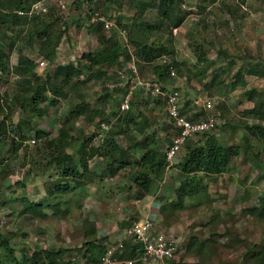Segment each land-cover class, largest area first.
Returning <instances> with one entry per match:
<instances>
[{
  "label": "trees",
  "instance_id": "trees-1",
  "mask_svg": "<svg viewBox=\"0 0 264 264\" xmlns=\"http://www.w3.org/2000/svg\"><path fill=\"white\" fill-rule=\"evenodd\" d=\"M46 1L0 0V144L9 142L12 155H14L13 158L6 161L0 171L7 172L9 168L13 167L12 165L16 166L15 157L22 147L26 152L30 150L32 156L38 158L32 165L54 172L56 175L55 179L48 180L45 188V193L48 195H56V203L52 208L48 203L43 205L46 211H50L53 216L64 217L69 214L70 206L73 203L71 197L67 198L71 192L69 183H76L80 187L84 182L88 185L95 178L116 176L118 172L129 168H134L135 172L127 175L129 185L125 191L128 200H140L146 195L156 192L158 184L163 180L167 166L163 148L166 143H170L171 137L175 134L170 119L165 114V122L170 128V135L165 126L161 134L149 131L152 127V120L150 116L145 115L150 111L148 99L160 104L157 99H152L148 94L138 90L137 96L141 94L146 97L144 101L143 97L138 101L141 104V110L133 109L134 102L132 101L130 109L125 112H121L118 106L108 112L109 114L105 113L104 108L98 109L94 113L98 119L93 129L97 131V134L84 136L81 141L78 137L75 138L73 133L77 125V118L85 111H90L83 101L75 100L67 109L64 122L54 137H50V133L47 131L34 129L32 122L35 118L41 119L46 116L49 109H54L61 98H66L65 87H69L72 83L75 84V80L77 81L81 75L90 72L91 77L99 80L108 69L123 70L132 59L138 74L142 75L141 78L158 83L162 90L179 92V88L174 87L173 82L175 75L181 74L182 64L176 63L172 58L168 59L173 55V47L168 45L172 43V40L169 38L167 43H164L152 36L164 30H170L169 35H171L172 29L179 28L183 21L180 15L184 0H141L136 12L139 21L124 24L119 18H116V24L110 33L103 29L99 20L88 23L87 32L96 35L99 49L95 52L83 53L77 60L75 57H71L68 64H58L51 74L44 72L40 74L43 77H40L35 72V65L38 66L37 61L44 60L46 64L55 61L61 39L68 29L56 12L58 8L49 6ZM85 1L92 3L91 0ZM122 1L124 0H104L103 6L110 8ZM129 1L133 3L132 0ZM202 1L208 4L228 3L223 0ZM37 2L45 3L44 11L30 12L31 6ZM235 3L240 8L247 4V0H238ZM231 6V4H224L223 9L225 8L227 12L231 13L235 11V8ZM153 8L156 9L158 15L154 20H144V14ZM94 11L95 9L90 12L88 19L94 15L91 14ZM18 12L24 14L20 15ZM103 17L109 19L104 15ZM60 22H63L64 28L60 27ZM121 32H124L126 40L120 35ZM23 42L28 49H33L35 43L38 44L36 54L39 59L36 61L37 63L30 57L21 54L19 47ZM129 47L134 50L133 53L129 51ZM191 48L196 60L194 67L199 66L201 69L198 73L199 76L195 77L199 82H202L203 75V78H207V82L202 84L203 89L206 91L213 88L221 90V87L226 85L225 79H222L225 69L215 67V64L208 58V49H205L201 43H197ZM15 49L19 51V55L17 58L11 59L10 52ZM214 54L215 58L226 56L223 50ZM78 61L83 63L80 64ZM147 66L151 67V78H146L144 75ZM207 69L208 73L205 76ZM172 71L174 75H171ZM118 72L114 74L117 78L113 83L120 81ZM246 72L250 76L263 77L264 66L260 72L249 65ZM13 74L15 79L10 85L8 77ZM241 75L242 70H238L233 79L235 78L240 83V80L243 79ZM228 78L227 76L226 79ZM73 80L74 82H72ZM86 81L84 77L80 83L84 84ZM235 85V82L232 83V88ZM3 87L5 88L3 89ZM124 91L123 88L111 89L107 86L98 101L104 104L110 96L116 98L118 95L120 97ZM246 96L247 100L252 103V107L245 112V115H249L252 119L249 124L245 125V129L249 137L262 145L260 152L262 153L264 152V92L247 91ZM180 110L191 121L206 120L210 111L213 110L217 114L211 115H216L217 119L221 121L214 130L197 134L184 144L183 156L173 164L183 177L174 189L176 201L170 203L171 207L162 206L160 209L161 212H168L167 214L171 212L168 211V207L172 211L183 210L185 200L198 199L197 201H199L206 198V187L202 176L225 173L232 158L238 156L240 150L236 145L224 146L215 132L223 126L225 129L231 130L236 127L234 122L227 120L228 109L224 103L216 104L210 110H202L195 109L192 101L185 99ZM16 111L21 117L17 122H13L11 118ZM94 116L90 117L89 115L87 123L90 121L89 119L95 118ZM94 138L96 142L92 143ZM31 140L34 141L33 144L31 143L33 150L27 144ZM138 151H141L142 154L137 158L135 153ZM26 157L24 156L21 167L26 166L25 163L28 161ZM89 163H95L94 169L90 168ZM100 166H102L101 170H99ZM256 168L260 172L264 169V165L257 164ZM64 195L66 197L60 200ZM79 204L78 200L74 205L79 206ZM39 205L42 204H29L23 213L32 218L46 219L48 214ZM245 212L260 223H264V206L246 208ZM125 224L129 225L131 222ZM125 224L120 223L121 226H126ZM229 235V241L224 247L234 248L238 238L233 232ZM13 236L11 233H2L0 230V264H74L70 260L73 251L61 248L52 250L33 247L32 249L25 246L20 256H17L15 250L18 246L17 243H12ZM84 237V253L82 255L87 258V261L95 262L105 252V247L102 244L105 237L99 238L96 230L88 222ZM216 238L215 234L209 235L206 239L192 237L186 246L185 254H193L198 257V262L193 264H208L209 260H212L211 258L219 255L214 251ZM133 249L135 250V246L126 242L124 257L134 258ZM77 252H81V250L76 249L74 253ZM244 256V264H264V244L252 246L247 249ZM168 264L192 263L183 262L177 257Z\"/></svg>",
  "mask_w": 264,
  "mask_h": 264
},
{
  "label": "rangeland",
  "instance_id": "rangeland-1",
  "mask_svg": "<svg viewBox=\"0 0 264 264\" xmlns=\"http://www.w3.org/2000/svg\"><path fill=\"white\" fill-rule=\"evenodd\" d=\"M91 1L92 3L85 0L46 1L49 6L58 8L56 12L68 29L61 39L55 61L46 64L45 69H39L35 65V72L40 77H43L40 74L44 72L51 74L58 64H68L71 57H75L77 60L83 53L95 52L99 49L96 35L87 32L91 18L103 15L109 17L113 27L110 30L103 28L107 33L112 32L116 18H119L124 24L139 21L136 12L141 0H132L133 3L124 0L110 8L103 6L104 0ZM182 2L180 16L183 21L179 28L172 29L171 35H169L170 30L157 32L152 38H158L164 43H167L169 38L172 40V43L168 45L173 47V55L168 59L172 58L176 63L182 64L181 74L177 73L173 82V86L179 88L181 106L185 99H190L195 109L203 110L204 103L208 101L213 106L221 103L226 105L227 120L234 122L236 127L231 130L225 129L223 126L215 132L224 146H239V155L232 158L225 173L202 176L206 187V198L199 201H197L198 199L185 200L183 210L172 211L170 208V203L176 201L174 189L183 178L173 165L166 170L162 182L158 184L157 191L148 195L154 200L151 197H145L135 203L133 199H127L125 191L129 185L127 175L134 173V168L122 170L116 176L95 178L90 184L87 185L84 182L80 187L76 183H69L71 192L67 198L71 197L73 203L71 202L69 214L61 217L51 215V212H47L43 206L48 203L52 208L56 203V195L51 194L50 196L45 193L46 184L48 180L56 178L55 173L32 165L38 158L33 157L30 150L24 151L22 147L15 157L16 166L12 165L13 167L9 168L7 172L0 171V230L2 233L8 232L14 235L12 243H17L18 248L15 250L17 256H20L25 246L32 249L33 247L52 250L61 248L73 252H76L78 248L84 250V232L87 222L98 232L99 236L107 233L112 237L120 230V222L126 218H129L131 222L135 221L146 213L144 211L149 205L158 208L153 210L160 216L159 218L157 216L158 229L167 232L181 243L182 252L177 257L183 262L192 264L198 262L197 256L185 254V246L194 236L206 239L211 234L216 235L214 251L219 255L211 258L212 260H209L208 264H244V255L247 249L264 244V223H260L245 212L246 208L264 206V169L258 172L256 168L257 164L264 165V152L260 153L262 145L249 137L245 129V125L249 124L252 119L249 115H245V112L252 107V103L247 100L246 92L252 90L264 92V76H250L246 72L249 65L260 72L263 70L264 0H247V6L240 8L235 2L223 4H208L202 0H184ZM224 4H231L235 11L227 12L225 8L223 9ZM44 8L45 3L39 2L34 12L44 11ZM94 9V13H91L94 15L88 19V15ZM157 15L156 9L153 8L145 13L143 18L146 21H151ZM63 22H60L61 28H64ZM197 43H201L205 49H208V58L216 68L225 69L222 79H225L226 85L224 84L221 90L213 88L206 91L202 84L207 82V78H203V75L202 82H199L195 77L199 76L198 73L201 69L199 66L194 67L196 60L191 47ZM19 48L22 55L30 57L34 62L39 59L36 54L38 44L35 43L33 49H28L23 42ZM220 50L225 51L226 56L215 58L214 53L220 52ZM129 51L134 52L131 47H129ZM18 55L17 49L10 52L11 59L17 58ZM188 67L190 69H187ZM120 70L110 68L99 80L91 77L90 72L81 75L79 81L75 80V84L72 83L69 87H65L67 97L61 98L54 109H49L46 116L41 119L35 118L32 126L36 130L47 131L50 133V137L56 136L64 122L67 109L75 100H79V102H85L90 111H88L89 113L85 111L77 118L73 136L78 137L81 141L84 136L97 134V131L93 130L98 119L94 116L95 111L104 108L105 113L109 114L108 112L113 108L119 107L118 95L116 98L110 96L104 104L98 99L104 93V89L117 78L114 74ZM238 70H242L243 79L240 80V83L235 78L233 79ZM144 75L146 78H151L150 66L145 68ZM227 76L228 79H226ZM84 77L87 81L81 84L80 81ZM8 78L9 84H12L15 79L14 74ZM234 82L236 85L232 88L231 84ZM9 84L10 87L11 84ZM137 91L133 94L131 101L134 102L133 109L141 110L142 107L138 101L141 97L144 101L146 97L141 94L137 96ZM148 102L150 111L145 115L150 116L152 120V127L149 131L161 134L165 126L170 135V128L165 122L166 117L162 106L151 99H148ZM211 114L217 113L211 110L209 116ZM89 115L95 118L89 119L90 121L87 123ZM20 117L21 115L16 111L11 120L17 122ZM31 141L27 144L33 150ZM94 142H96L95 138L92 140V143ZM12 154L9 142H1L0 169L4 167L6 161L13 158ZM141 154L142 152L138 151L135 156L138 158ZM183 154L184 148L181 149L177 158H181ZM24 156H27L28 161L25 163V167H21ZM89 165L94 169L95 163H89ZM63 197L66 196H62L60 200H63ZM78 200L80 204L75 206L74 204ZM34 203L42 204L39 206L47 212L46 219L32 218L23 213L29 204ZM162 206H170L167 209L171 212L169 214L161 212ZM231 232L238 238V241L234 248L224 247L229 241Z\"/></svg>",
  "mask_w": 264,
  "mask_h": 264
},
{
  "label": "built area",
  "instance_id": "built-area-1",
  "mask_svg": "<svg viewBox=\"0 0 264 264\" xmlns=\"http://www.w3.org/2000/svg\"><path fill=\"white\" fill-rule=\"evenodd\" d=\"M223 1L236 2L238 0ZM36 7L37 5H35L33 9L36 10ZM18 13L20 15L24 14L23 12ZM97 20L102 23L105 30H110L113 27L112 22L103 16L91 18V22ZM120 35L125 39L124 32H121ZM37 65L39 69L46 68V62L44 60H40ZM118 74L120 81L111 83L108 87L111 89L123 88L125 90L122 96L118 98L119 110L121 112L130 109V102L133 94L135 91L141 90L152 99H157L162 106L163 113L170 119L175 134L171 137L170 143H166L163 148L165 160L167 162L166 170L177 161L179 152L189 139L197 134L214 130L216 125L220 123L216 115H210L206 120H189L186 115L181 113V98L179 92L176 90H162L158 83L141 78L133 59L126 64L124 69L119 71ZM171 75H174L173 71ZM212 106V103L208 101L204 103L203 109L209 110ZM123 236L133 239L132 243L135 246L134 258L127 260L119 258L123 252V244L120 239H118V241L111 242V247L97 263L87 264H168L167 262L178 254L181 247L180 242L170 234L153 230L150 221L146 219L127 229ZM115 252L117 253L116 256ZM75 261L79 264H84L81 256L76 257Z\"/></svg>",
  "mask_w": 264,
  "mask_h": 264
},
{
  "label": "clouds",
  "instance_id": "clouds-1",
  "mask_svg": "<svg viewBox=\"0 0 264 264\" xmlns=\"http://www.w3.org/2000/svg\"><path fill=\"white\" fill-rule=\"evenodd\" d=\"M37 3H39V2H37ZM37 3H35V4H33L32 6H31V8H30V12H34L35 10L33 9V7L35 6V5H37ZM48 65V64H47ZM103 129H106V127H103ZM33 140L31 141V143L33 144ZM146 196H148V195H146ZM145 196V197H146ZM145 197H143V198H145ZM142 198V199H143ZM142 199H140V200H142ZM135 203L137 202V200H133ZM158 209V208H157ZM144 212H146L144 215H142V216H140V218H137L135 221H133V222H131L130 221V219L129 218H126V220H124V221H122V222H120L121 224L123 223V224H125L126 222H127V224H128V222H131V224H129V225H126V226H121V228H120V230L119 231H117L112 237L109 235V234H105V235H102V236H99V234H98V237L99 238H103V237H105V240L103 241V245H104V247H105V252H104V254L107 252V250L111 247V242H115V241H118V239H120V241L122 242V244H123V252H122V254L120 255V259H124V260H127V259H131V258H125L124 257V253H125V251H126V242H129V244L130 245H133V243H132V241H133V239L132 238H130V237H125V236H123V234H124V232L127 230V229H129L130 227H132L134 224H136V223H139V222H142V221H144L145 219L146 220H149L150 221V223H151V226H152V229L153 230H155L156 232H163V233H167V232H164V231H162V230H160V229H158V227H157V223H158V220L157 219H155V217L154 216H151L148 212H147V210H145ZM151 214L152 215H154V214H156L155 212H151ZM158 215V214H157ZM98 233V232H97ZM181 244V243H180ZM79 249V248H78ZM185 250H186V246H185ZM133 254H135V250L133 249ZM180 252H182V248L180 247V250L178 251V254L180 253ZM84 253V250H81V252H77V253H74L73 252V255H72V257H71V259L70 260H72L73 261V263L74 264H79L78 262H76L75 261V258L76 257H80L81 256V259L84 261V264H87V263H97L99 260H100V258L104 255H101L98 259H97V261H95V262H90V261H87V258L84 256V255H82ZM177 254V255H178ZM117 255V253L115 252V256ZM177 255L173 258V259H175V258H177ZM173 259H171V260H173ZM170 260V261H171ZM170 261H168V262H170ZM167 262V263H168Z\"/></svg>",
  "mask_w": 264,
  "mask_h": 264
},
{
  "label": "crops",
  "instance_id": "crops-1",
  "mask_svg": "<svg viewBox=\"0 0 264 264\" xmlns=\"http://www.w3.org/2000/svg\"><path fill=\"white\" fill-rule=\"evenodd\" d=\"M149 195V194H148ZM146 197H151V196H146ZM152 199H153V197H151ZM154 200V199H153ZM148 208L146 209L147 210V212L151 215V216H154L155 217V219H157V216H158V218L160 217L159 215H157V214H154V215H152L151 214V212H153V210L155 211L156 209H157V207H155V206H147Z\"/></svg>",
  "mask_w": 264,
  "mask_h": 264
}]
</instances>
